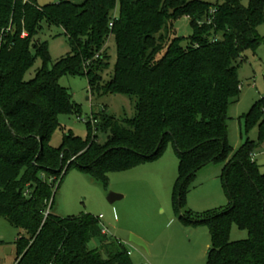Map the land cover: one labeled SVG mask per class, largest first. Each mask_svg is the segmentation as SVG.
Returning <instances> with one entry per match:
<instances>
[{
    "label": "trees",
    "instance_id": "1",
    "mask_svg": "<svg viewBox=\"0 0 264 264\" xmlns=\"http://www.w3.org/2000/svg\"><path fill=\"white\" fill-rule=\"evenodd\" d=\"M187 17L192 34L174 37L173 21ZM62 28L71 52L52 63L42 27ZM264 0H0V216L18 229L12 264H133L128 250L102 232L89 213L60 217L51 212L54 187L77 170L106 183L109 172L158 158L167 143L178 157L173 188L182 208L187 187L202 166L225 158L221 178L229 205L184 223L207 225L206 264H264V173L251 159L264 141V99L243 115L257 125L256 140L234 150L227 141L228 105L239 95L238 59L263 38ZM116 51L113 72L108 41ZM40 57L34 76L24 75ZM87 78L91 94L135 97L134 114L116 119L105 108L91 114L88 137L49 141L57 116L76 109L61 75ZM97 132L104 134V140ZM49 206V212H44ZM247 238L230 241L232 225ZM95 240L96 247L89 243ZM4 242L0 241V245Z\"/></svg>",
    "mask_w": 264,
    "mask_h": 264
},
{
    "label": "rangeland",
    "instance_id": "2",
    "mask_svg": "<svg viewBox=\"0 0 264 264\" xmlns=\"http://www.w3.org/2000/svg\"><path fill=\"white\" fill-rule=\"evenodd\" d=\"M57 1L37 0V3L42 6ZM71 1L78 3L81 0ZM241 3L247 6L248 0H241ZM172 30L174 37H178L182 43H186L192 34L187 17L174 20ZM257 32L263 40L255 48L245 50L238 59L239 95L228 105L227 110V141L234 150L246 139L256 140L258 135L257 125L247 128L243 119V115L255 102L264 99V23L257 27ZM37 39L47 43L51 58L48 68L71 52L69 41L59 26L42 23ZM108 42L110 65L102 74L103 81H107L113 72L116 58L113 39ZM41 66V58L36 57L24 79H31ZM58 84L69 91L76 109L58 114V126L49 141L53 148H59L63 135L69 133L86 140L89 134L86 122L92 113L102 108H105L108 115L119 120L134 114L135 97L126 94H91L85 76L64 74L58 78ZM78 116L81 120L77 119ZM97 134L100 140H104L102 132ZM224 159L207 163L195 172L180 210L175 208L172 198L178 177V157L170 142L155 160L109 172L106 183L72 168L60 183L55 184L51 212L60 217L85 213L94 217L102 215L100 226L125 246L133 264H206L211 246L207 225L184 223L179 216L182 213L191 219L199 218L205 212L220 210L229 205V196L221 178ZM254 159L259 171L264 173V141L254 151ZM110 192L122 197L109 202L107 196ZM17 233L18 229L0 216V241L4 242L0 245V264L13 263V241ZM132 235L140 238L146 248L132 242ZM246 238L245 229H239L234 224L231 226L230 241ZM89 246L96 247V241L92 240ZM5 248H12L13 252L6 254Z\"/></svg>",
    "mask_w": 264,
    "mask_h": 264
},
{
    "label": "water",
    "instance_id": "3",
    "mask_svg": "<svg viewBox=\"0 0 264 264\" xmlns=\"http://www.w3.org/2000/svg\"><path fill=\"white\" fill-rule=\"evenodd\" d=\"M121 197H122V196L119 195V194H116V193L110 192V193L108 194V196H107V200H108L109 202H113V201H115L116 199H119V198H121ZM130 240H131L132 242L136 243L137 245L146 248V244H145L140 238H138V237L132 235L131 238H130ZM10 252H11V249H10V248H5V253H6V254H9Z\"/></svg>",
    "mask_w": 264,
    "mask_h": 264
},
{
    "label": "built area",
    "instance_id": "4",
    "mask_svg": "<svg viewBox=\"0 0 264 264\" xmlns=\"http://www.w3.org/2000/svg\"><path fill=\"white\" fill-rule=\"evenodd\" d=\"M77 119H78V120H81L79 116L77 117ZM90 119H91V118H90ZM91 121H92V123L95 122V121H93L92 119H91ZM250 157H251L252 160L254 159V152L250 154ZM48 212H49V206H48L47 210L44 212V216L47 215ZM101 218H102V215H99V216H98V219H101ZM102 232H103V233H107L106 228L102 227ZM128 253H129V252H128Z\"/></svg>",
    "mask_w": 264,
    "mask_h": 264
},
{
    "label": "crops",
    "instance_id": "5",
    "mask_svg": "<svg viewBox=\"0 0 264 264\" xmlns=\"http://www.w3.org/2000/svg\"><path fill=\"white\" fill-rule=\"evenodd\" d=\"M10 249H11V252L9 254H11L13 252V249L12 248H10ZM10 264H12V263H10Z\"/></svg>",
    "mask_w": 264,
    "mask_h": 264
}]
</instances>
